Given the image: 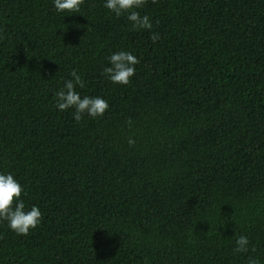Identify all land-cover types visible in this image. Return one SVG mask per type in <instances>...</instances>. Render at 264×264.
<instances>
[{"label":"trees","instance_id":"trees-1","mask_svg":"<svg viewBox=\"0 0 264 264\" xmlns=\"http://www.w3.org/2000/svg\"><path fill=\"white\" fill-rule=\"evenodd\" d=\"M141 13L152 30L102 0L64 17L0 0V171L42 213L27 236L0 222V264H264V0ZM118 50L139 59L127 85L102 75ZM72 69L102 117L54 107ZM239 235L249 251L233 252Z\"/></svg>","mask_w":264,"mask_h":264},{"label":"clouds","instance_id":"clouds-1","mask_svg":"<svg viewBox=\"0 0 264 264\" xmlns=\"http://www.w3.org/2000/svg\"><path fill=\"white\" fill-rule=\"evenodd\" d=\"M150 2L156 4L158 0H150ZM51 3L58 14L65 13L62 16L64 17L78 14L84 0H51ZM147 3L149 0H102V7L116 18L123 16L131 31H150L153 22L147 14L141 13ZM149 38L155 42L159 39V35L153 31ZM106 60L107 66L102 69V75L108 82L117 85H127L135 74L134 66L139 63L136 56L125 50L112 52ZM68 76L70 79H63L61 87L55 92L56 110L63 112L71 109L72 119L76 123H79L84 116L92 119L102 117L109 108L108 101L101 96H81L77 89H84L86 81L75 69H72ZM128 143L131 145L134 141L129 139ZM23 195L26 193L19 180L14 178L11 172L0 171V222H3L15 235L27 236L30 230H35L41 224L42 213L35 205L26 207ZM233 243V252L249 251L250 246L246 236H236ZM247 264H260V262L255 257H249Z\"/></svg>","mask_w":264,"mask_h":264}]
</instances>
